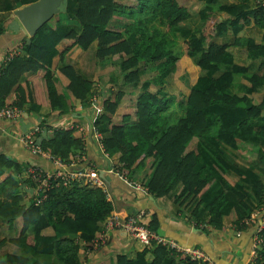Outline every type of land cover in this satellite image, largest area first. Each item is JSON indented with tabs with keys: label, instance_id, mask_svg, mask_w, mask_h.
<instances>
[{
	"label": "trees",
	"instance_id": "16d2710c",
	"mask_svg": "<svg viewBox=\"0 0 264 264\" xmlns=\"http://www.w3.org/2000/svg\"><path fill=\"white\" fill-rule=\"evenodd\" d=\"M36 1L0 0V13ZM134 1L63 0L59 14L34 36L22 39L0 65V108L8 105L32 114L46 106L61 116L69 114L72 106L57 91V74L67 81L64 88L70 96L89 106L94 83L66 59L96 43L95 58L101 67L119 58L114 66L122 83L141 89L131 101L132 115L120 109L126 98L122 90L110 89L102 95V113L92 126L102 133L112 169L154 198L172 194L171 201L184 205L195 228L203 232L206 227L225 230L223 218L229 214L234 216L236 231L252 230L245 220L264 210V94L254 101V95L264 91V6L251 7L252 0L235 4L199 0L198 7L179 0ZM195 14L200 26L187 28L185 23ZM226 14L228 20L221 19ZM241 20L263 31L261 44L252 37L235 38L232 45L214 41L229 29L236 36ZM114 22L120 29L112 28ZM179 46L182 55L197 58L195 64L203 71L181 99L163 88L166 77L175 72ZM231 47H245L247 57L262 58L258 70L253 73L235 64ZM146 64L154 65L155 78L142 79ZM222 67L227 69L221 72ZM29 72L31 77L21 81ZM237 75L242 82L235 80ZM117 111L119 119L113 121ZM38 126L51 130L50 135L35 133L34 141L43 151L65 164L83 154V140L74 135L73 127L55 128L46 120ZM194 139L195 148L190 150ZM245 145L257 155L250 169L226 157V151L236 156ZM78 163L81 166L83 161ZM29 166L0 153V232L3 227L12 230L18 219L21 222L15 236L0 240V250L7 244L18 250L0 252V264H80V241L95 237L113 204L103 188L71 182L67 187L53 184L46 199L35 205L22 189L31 181ZM228 173L236 180L231 181ZM147 226L156 232V219ZM47 228L53 230L52 236L43 235ZM116 264L202 263L155 245L133 258L117 256Z\"/></svg>",
	"mask_w": 264,
	"mask_h": 264
},
{
	"label": "crops",
	"instance_id": "0c3cea01",
	"mask_svg": "<svg viewBox=\"0 0 264 264\" xmlns=\"http://www.w3.org/2000/svg\"><path fill=\"white\" fill-rule=\"evenodd\" d=\"M220 2L235 4L237 3V0H220ZM249 5L253 7L254 5H257V2L252 0L249 2ZM12 13L13 12L0 13V22H3L4 27V33L0 34V65L8 56L9 51H13V48L16 47L22 39L29 37L17 17ZM228 17L229 16L226 14L225 16H222V19H227ZM193 20H196L198 24L190 26V22ZM200 24L198 16L195 14L185 23V26L187 28H195L200 26ZM238 24L241 25V27L236 36L232 29H229L226 34L216 37L214 41L221 45H232L235 38L252 37L255 44L262 43L263 31L261 29L257 28L252 23L245 24L242 20L239 21ZM246 27L254 28L258 36L253 33H250L248 36H242L241 33ZM229 35L230 38L226 39ZM94 44L95 47L91 45L92 47L90 46L86 51L79 50L78 56L75 59H72V56L70 55H68V59H66V63L73 65L84 78L93 83L95 80V74H92L93 76H91V74L85 71L82 67L77 66V63L81 62V54H86L88 52H90L89 59H87L88 64L92 65L94 59L96 61V43ZM230 52L233 55L235 64L246 67L248 71L253 73L258 70L262 58L251 59L247 57L245 47H231ZM237 56H241L242 60H245V63H239L236 60ZM92 57L94 59H92ZM187 58L191 61L197 60V58ZM226 69V67H222L221 72ZM201 72L203 71L200 69L197 77ZM30 77L31 73H26L21 77V81H25ZM56 77V88L58 93H62L64 97H66L67 102L69 104L71 103L70 105L72 108L70 109L69 114L61 116L58 114L59 112H50L48 107L44 106L41 107L38 113L27 114L26 112H23V116L16 120L0 119V153L8 155L23 167L27 165L38 166L45 171L52 172L56 170L55 165L52 162L31 153L22 141L23 135L37 127L38 123L43 120H46L47 123L55 126V128L77 126L78 128L75 129L74 135L83 140L84 152L82 155L84 156V159L81 160L83 161L81 166L78 163L80 161H76L72 165L69 164L67 166V171L81 170L86 166L95 168L102 181L100 186H102L106 192L107 199L113 204L112 213H117L120 217L130 215L138 217L145 225H148L154 218L156 219L157 225L156 232L159 235L171 238L185 247H197L202 249L215 264H252L249 261L252 230L247 228L242 232L236 231L233 225V214H229L223 218L225 230H209L208 227H206L207 232H203L202 230L195 228L193 221L189 219L188 210H186L184 205L178 206L171 201L172 194L164 199L154 198L145 190L141 189L138 184H135L133 180L127 181L118 175L114 169H112L110 158H108L99 146L101 139H99L95 133H100L101 138L102 133L92 126L93 121L98 116L96 101H92L94 100L92 97L90 100L91 104L83 107L79 101H75L65 90L64 87L66 86L67 81L58 74ZM235 80L242 82V79L238 75L235 76ZM94 89L95 87L93 86V90ZM258 93L259 94L254 95V98L255 96H262L264 91ZM35 100L38 101L37 97ZM118 115L119 113L117 111V114L112 117V120H118L119 118H116ZM106 126L108 125H105V127ZM39 129L40 133L46 135L51 134V130L49 129L47 131L40 127ZM195 144L196 140L194 139L189 146V148L191 147L190 150L195 148ZM237 155L239 156V153H237ZM232 162L243 169L252 168L251 165L243 167L238 160H233ZM254 171L258 172L257 169H254ZM227 175H229L227 177L232 179V181L236 180L234 174L228 173ZM22 189L25 193H30L29 196L34 195V187H32L31 181L23 186ZM16 222H19L16 225L19 229L21 222L19 219ZM102 228L103 223L100 229L96 232V235L100 233ZM53 234L54 232L50 228L43 231L44 236H52ZM106 236V243L97 249L87 250L90 241H80V249L78 252V260L80 264H116L117 256L123 255L128 258H133L137 252H140L145 248L141 243L130 237L121 227L108 229L106 231ZM16 252H18V250H16ZM148 257L151 258L150 255H148Z\"/></svg>",
	"mask_w": 264,
	"mask_h": 264
},
{
	"label": "built area",
	"instance_id": "2783aa9c",
	"mask_svg": "<svg viewBox=\"0 0 264 264\" xmlns=\"http://www.w3.org/2000/svg\"><path fill=\"white\" fill-rule=\"evenodd\" d=\"M258 4L264 6V0H255ZM15 51L10 52L8 57H11ZM23 116V111L17 107H10L5 105L0 108V119L2 120H16ZM77 129V126L73 127ZM40 132L39 127H35L33 130L23 135L22 141L28 150L38 155L55 165L56 170L50 172L45 171L38 166H29L27 169V177L34 184V195L32 201L35 205H40L47 197V192L54 187L65 186L71 184V182H80L82 184H91L101 187L102 183L99 178L98 172L93 167L86 166L85 168L77 171H67V166L58 157L43 151L41 147L35 143L34 136L36 132ZM95 135L101 139L100 133ZM100 148L103 150V145L100 140ZM107 155V154H106ZM84 156H77L76 159H72L70 165L76 161H81ZM122 177V176H121ZM59 180V183H56ZM134 182V181H133ZM135 184H137L135 182ZM103 228L100 233L92 238L87 246V250L97 249L106 243V231L111 228L121 227L126 233L134 240L141 243L144 247L148 246H162L169 250L174 255H183L191 261H195L202 264H215L202 249L197 247H185L177 243L171 238L159 235L157 232L148 228L147 225L141 222L138 217L126 216L120 217L117 213H110L107 218L102 222ZM101 223V226H102ZM246 224H252V243L249 253V261L254 264L255 262L264 264V210L254 211L249 219L245 220Z\"/></svg>",
	"mask_w": 264,
	"mask_h": 264
},
{
	"label": "rangeland",
	"instance_id": "374dc122",
	"mask_svg": "<svg viewBox=\"0 0 264 264\" xmlns=\"http://www.w3.org/2000/svg\"><path fill=\"white\" fill-rule=\"evenodd\" d=\"M119 1L121 3H126V4H134V2H135L134 0H119ZM179 2H181L182 5H186V6H190L192 3L194 5V7L200 6V3L197 0H179ZM12 14H14V11ZM57 14H59V13H57ZM222 16H225V15H220L221 19H222ZM196 24H198V22H196V20H193L190 22V26H194ZM111 26L113 29H120V27H121V25H119L118 22H114V24H112ZM250 33H253L254 35L258 36L256 30L254 28H250V27H246L242 31L241 35L242 36H248V35H250ZM229 38H230V35H229V37H226V39H229ZM181 42L182 41L179 40V43H181ZM92 46L95 47V44H92ZM176 51H177V49H176ZM10 52H12V51H10ZM13 52H14V50H13ZM179 52H180V57L181 56H183V57H181L180 60L175 65L176 66L175 72L169 74L166 77V81H165L166 84L163 85V88H164L165 92L171 94L172 96L175 95L177 98L181 99L180 98L181 96L188 93L190 86L193 84L197 75L199 74L200 68L197 65L195 66V60L191 61L190 59L187 58V56L182 55L181 46H179L177 53L179 54ZM77 56H72V59H75ZM89 56H90V52H88L86 54H81L82 59H81V62L77 63V66L82 67L85 71L90 73L91 76H93L92 74H95V80H94L95 89L93 90L94 100H92V101H96V103H97L98 114L102 113V100H103L102 95L106 94V90H110V89L118 90L119 89V90H122L123 92H125V94H126V98L123 100L120 109H122L125 112H130V114L132 115L134 110L132 108L131 101H133V96H135L141 92V89L136 88L135 86H133L131 84L127 85V84L122 83V77L120 74L117 73V67L114 66V63H118L120 61V59L117 57H114L111 64H107V65L101 67V65L97 62V60L95 61V59L93 57H92V59H94V62L92 65H89L88 61H87V59H89ZM236 60L239 63H245V60H242L241 56H237ZM142 69H143V70H141V73L143 75L142 79L146 80V79H151L152 77H154V78L156 77L155 75L157 74V72H156V70H154V65L146 64V66H144ZM110 78L114 79L113 83L109 82ZM158 86H156V87H158ZM156 87H155V90H156ZM260 98H261V96H256L254 98V101L255 100L259 101ZM238 153H239V156L236 154L238 156L237 157V156H234V154H232L230 152H226V157L231 159L232 161L238 160L239 163L241 165H243V167H247L248 165H252L251 163H253L254 160L257 158L255 151L254 150L252 151V148L250 146H247V145L240 148ZM230 180L232 181V179H230ZM26 194L28 196L30 193L28 194L26 192ZM18 223L19 222H16V224L13 225L12 230L8 229L6 227H3L2 232H0V240L3 238H9V237L15 236L17 231H18V228L16 227V225ZM8 251L9 252H16V248L10 244H7L0 250V252H8Z\"/></svg>",
	"mask_w": 264,
	"mask_h": 264
},
{
	"label": "water",
	"instance_id": "95a60500",
	"mask_svg": "<svg viewBox=\"0 0 264 264\" xmlns=\"http://www.w3.org/2000/svg\"><path fill=\"white\" fill-rule=\"evenodd\" d=\"M62 2L63 0H38L17 9L14 15L28 36L32 37L59 12Z\"/></svg>",
	"mask_w": 264,
	"mask_h": 264
}]
</instances>
